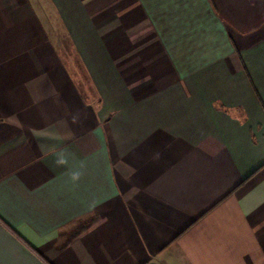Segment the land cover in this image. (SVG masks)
<instances>
[{"label":"crops","instance_id":"1","mask_svg":"<svg viewBox=\"0 0 264 264\" xmlns=\"http://www.w3.org/2000/svg\"><path fill=\"white\" fill-rule=\"evenodd\" d=\"M0 264H264V0H0Z\"/></svg>","mask_w":264,"mask_h":264},{"label":"clouds","instance_id":"2","mask_svg":"<svg viewBox=\"0 0 264 264\" xmlns=\"http://www.w3.org/2000/svg\"><path fill=\"white\" fill-rule=\"evenodd\" d=\"M56 165L58 167H62L66 165V160L63 158H59L56 160ZM84 175V172L81 169H72L70 170V176L69 179L71 181V183L76 186L78 185V183L80 182V180L82 179Z\"/></svg>","mask_w":264,"mask_h":264}]
</instances>
